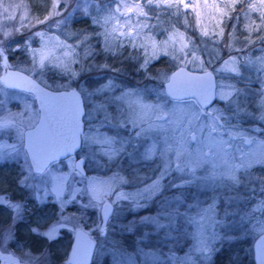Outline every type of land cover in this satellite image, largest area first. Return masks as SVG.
Wrapping results in <instances>:
<instances>
[{
  "label": "rangeland",
  "instance_id": "1",
  "mask_svg": "<svg viewBox=\"0 0 264 264\" xmlns=\"http://www.w3.org/2000/svg\"><path fill=\"white\" fill-rule=\"evenodd\" d=\"M38 1L49 4L48 9L42 15H40L38 10L34 11L30 0H4L5 3L22 4L24 7L17 10L16 20L0 29V41H3L0 46L8 51L9 56H16L17 62L12 63L13 66H19L31 72L47 85L60 88V86L71 85L73 83L72 80L79 84L78 86L83 92L84 101L86 102L85 119L87 125L83 135V148L79 154L86 158L85 169H87V172L83 174L79 169H76V156H69L64 161L54 162L42 174H38L31 169L27 151L23 147V134L24 129L32 125L39 117L35 97L28 91L10 88L0 81V125L15 124V127L0 126V184L6 183L7 174L5 172L10 169L9 166H13L17 172L15 178L17 191L15 193L22 195L21 197L16 196L12 190L0 188V197H8L9 203H19L21 205L20 218L15 220L13 217L17 213L5 205H0L1 217H8V220L0 221V236L11 233V238L3 245H0V251L13 253L22 262L30 260L29 257L24 255L25 253H30L32 257L37 258L31 264H72L67 263L66 258L75 229L78 226H83L91 233H94L98 239V247L94 254V264H101L107 254L110 257L109 264H153L157 255L153 254L151 250L146 247L134 252L125 248L122 249L116 239L111 245L110 241L114 236L106 235L107 233H103L101 229L107 230L111 225L110 221L116 219L117 222L120 216L126 214L125 211L138 212L143 207L153 204L154 199H157L156 196L165 189L163 182L166 177L161 180L159 190L154 193L144 190L160 176L166 164L170 167L169 174L175 172L174 183L180 182L185 185L193 183L195 180L199 184L206 181L209 183L212 180L219 182L227 177L228 168L217 160L219 167L213 169L211 164H205L203 167L196 169L195 178L185 173L177 172L175 171L177 162L174 154L161 155V150L164 147L162 143H159L161 137L156 133L137 137L136 132L139 131V128H133L132 124L127 122L133 111L128 107V104L135 97L117 98L122 97L127 92H134L142 97L144 103H160L161 98L166 96L163 81L168 78L169 72L164 70L163 72L160 71L158 75H151L153 78L151 80L154 83L151 82L149 84L147 91H152L153 93L147 95L148 92L145 91L144 86L137 85L136 82H131V80L123 83L119 80L120 77H118L117 73L113 74L110 71H104L99 73V75L93 74L86 79L87 75L85 72L89 68L83 70L77 66V63L81 61L82 47L80 40L70 33L69 21L85 14L97 15L102 21V18L108 15L107 10L115 8V4H110L109 0ZM185 1L186 4L195 5L196 20L201 23H207V25H211L214 20H217L218 14L223 9L222 5L225 3L229 1L247 2L248 5L243 13L244 18L251 19L250 23L256 30L261 29L257 35L258 38L255 40L258 43H264V40L261 39V37H264V21L260 19L261 11H264V9L260 11L249 9L250 4H258L259 0ZM125 3L129 5L142 4L143 1L125 0ZM54 5L55 7H53ZM124 11V9H121L122 13ZM144 11L147 13L148 19L129 13L130 20L117 18L111 21L107 27L111 31L113 25L124 26L123 28H117L115 35L118 36L120 31L127 30L129 23H131L134 33L137 20H139L141 26L147 24L149 27L143 28L136 35L134 41L130 42L127 37L117 39L123 43L125 41L129 42L131 45L133 43L137 45L146 44L147 53L144 47L140 49L144 62L145 59L152 60L151 56L155 52V58H158L161 54L169 55L172 58L171 61H175L172 63L178 64L180 61L173 59L178 54L174 49L187 45L181 55L184 63L197 69H201V67L203 69L212 68L218 79L217 101L203 108V110L205 112L211 108L222 110L226 116L231 118L230 123L236 126L234 131L243 132L245 136L253 140L252 143H241L238 138L236 144L241 151H233L229 157V163L240 164L264 156V130L263 135L260 134V130L264 129V98L256 99L261 105L259 119H254L250 115L251 112L254 113L256 103L252 102L246 107L241 103L254 95L256 89L251 88L249 83L260 77L263 79L261 94L264 95V59H262L264 58V50H259L256 53L255 50L248 47L251 46L250 43L247 45L242 43V48H248V52H246L248 54L243 57L239 50L231 49L229 51L228 44L230 43L227 41V36H225L219 39L220 42L217 45L211 41L208 51L202 53L201 45L197 42L192 30L189 32L176 26L166 29L155 28L151 12L148 11V8H145ZM52 13H55V15H52ZM21 17H23V21H21ZM45 17H49V19L45 20ZM220 19L222 21L225 20ZM236 20L237 18H235ZM37 21H44V23H37ZM58 21L61 22L59 26H57ZM248 22L247 20L246 23ZM16 29H19V31H16ZM3 32H10L11 35L5 37L2 34ZM36 33H42L43 35H36ZM216 33L218 34L216 37L221 35L219 31H216ZM170 37L171 39H169ZM201 38L207 40L204 35ZM110 39L115 40L111 37ZM66 45H71L72 47L67 48L65 47ZM153 45H155V48H153ZM20 48L27 49L29 55L20 58L18 50ZM65 53H70V55H65ZM41 55L51 60L49 62V59H45L44 67L50 64L55 69L67 70L68 75L64 81L52 83V79L49 78L46 72L50 67L43 70L39 66ZM193 55L197 58L196 62L187 63V61L193 59ZM2 58L3 54L0 52V74L2 71ZM253 60L257 63H255V66ZM22 62L25 64H22ZM233 67L238 69V71H232ZM253 71L254 73H252ZM110 82L111 86L105 87ZM222 85L225 87H221ZM229 85L232 88L227 87ZM233 88L238 91L233 92L228 99L229 101L220 98V93L230 92ZM195 101V99L188 100L185 101V104L199 107L197 103L194 104ZM230 101L235 103L229 104ZM167 107H172V103L168 102ZM141 127H146V125H141ZM109 140L112 142L108 143L107 141ZM154 142L157 143V148L156 154L153 156L155 157L158 154L161 157L160 168L157 172L151 169L149 172H145L148 176H142L141 178L139 176L138 178L133 169L123 171L117 165L112 166L111 160L119 154L120 156H128L129 159L131 158L137 164L138 160L141 159L142 150L147 151ZM143 144H145L144 147H141ZM192 146L194 147L195 145L193 144ZM137 150L141 152L137 153ZM241 153L244 154L243 157ZM153 161L154 159L152 162L150 159L148 161L144 160L140 165L152 167ZM127 165L128 167L131 166V161ZM213 171L215 172L214 176L212 175ZM263 171L264 164H252L251 167L247 169L241 168L236 172L238 179L251 180L255 178L258 180L256 190L262 196V201H264V192L260 190L262 187L260 181L264 180V175L261 173ZM121 193L126 195L128 199H117V196ZM254 193H252L253 195L248 194L250 199L254 197ZM179 197L176 193L175 196L170 198V201L176 203ZM106 199L113 201L115 208L111 217L104 220L100 210L103 201ZM32 200L37 209L32 208L30 204ZM184 211L189 213L197 210L192 204L185 209L178 207L177 204L173 205V207L169 206L167 209L155 210L154 214H146L140 221L149 223L155 228L158 225L165 224L166 221L179 220ZM32 215L34 216L33 218ZM194 219L195 216L192 213L189 215V221L186 220L183 224L190 231H196L197 238L191 244L188 252L179 257L173 256L171 264H211V253L198 250L201 247V241L209 249L211 248L210 242L206 239L207 231L205 230L206 227L210 229L211 222L206 217L201 218L199 222ZM196 223L197 225L200 223L197 230ZM18 226H24L23 230H30L36 236L33 245L39 246L43 244L42 248L33 250L30 245L17 239ZM34 228H38L41 233L51 232L53 238L49 239L47 236L38 235L32 231ZM50 248L59 254H63V260L56 262L53 250ZM0 264L2 263L0 262Z\"/></svg>",
  "mask_w": 264,
  "mask_h": 264
},
{
  "label": "trees",
  "instance_id": "2",
  "mask_svg": "<svg viewBox=\"0 0 264 264\" xmlns=\"http://www.w3.org/2000/svg\"><path fill=\"white\" fill-rule=\"evenodd\" d=\"M142 1V4L146 2V0ZM164 2L167 1L153 0L154 4ZM170 2L177 5V7H172L170 9L148 8L154 20V27L166 29L171 26H176L179 29H186L189 32L192 30L197 42L201 45L202 53L208 51L211 41L217 45L220 42L219 39L225 36H227V41L230 43L228 44L229 51L231 49L236 51L239 50L243 57L248 54L246 53L248 52V48H242V43L247 45L249 41H251V46L248 47H251L256 53L259 52V50H264V43H258L257 40H255L258 38L257 35L260 33L261 29L256 30L250 23L251 19L244 18L243 13L248 5L247 2L229 1L225 3L222 5L223 9L221 13L218 14L220 18L225 20L222 21L217 17V20H214L211 25L198 22L196 20L195 7H183V4L186 3L185 0H183V3H181V0H170ZM30 4L33 6L34 11H39L40 15L44 14L49 7V4H44L38 0H30ZM94 18L99 19L97 15L85 14L71 19L68 23L72 36H75L81 42V61L77 63V66L81 67L83 70L89 68L88 71H84L87 75L86 79L93 74L99 75L101 72L110 71L113 74L117 73L118 77H120L119 80L123 83H126L127 80H131V82H136L137 85L144 86L148 95L153 93L152 91H147L149 84L153 82L151 80L153 79L151 75H158L160 71L163 72L164 70L170 72L171 69L181 64L172 63L175 61H171V56L161 54L158 58L148 60L147 65L142 67L145 62L140 53L141 47H133L129 42L125 41V43H123L117 39L111 40L109 38L110 50H106L105 37L102 35L105 31V27H102L101 24L93 23ZM235 18H237L236 21ZM247 20L249 21L248 23H246ZM185 21L187 23H185ZM216 31L221 32L219 37H216L218 36ZM204 32L208 33L206 36L207 40L201 38ZM18 50L20 58L29 55L27 49L20 48ZM255 57L257 56L255 55ZM10 61L11 63L17 62L16 56H10ZM253 62L255 66V60H253ZM22 64L25 63L22 62ZM45 68H49L46 72L49 78L52 79V83H60L64 81L65 77L68 75L66 72L67 70L55 69L51 67L50 64L44 67L43 70ZM252 73H254V71ZM114 77L116 76L114 75ZM72 82V84L79 85L74 80H72ZM262 83L263 79L261 77L251 81L249 83L251 88L256 89L254 95L250 96L248 100H243L241 102L244 107L252 102L256 103L255 111L257 112L254 111V113H250L251 117H254V119L260 118L261 105L256 99L260 100L264 98V95L261 94ZM164 98H167L168 102L173 103L170 97L164 96ZM184 100L188 101L193 99L188 98ZM196 103L195 101L194 104ZM234 103L235 102H230L229 104ZM263 130L264 129L260 130V134L262 135ZM144 145L145 144L141 147H144ZM142 151L140 155L141 159L138 160L137 164H135L131 158L129 159L128 156H120L119 154L116 158L111 160L112 166L117 165L118 168L123 171L133 169L138 178L139 176L140 178L142 176H148L145 172H149L151 169L157 172L160 168V155L157 154L155 157L153 156L150 158L151 162L154 159L152 167H146L143 164L140 165L142 161L149 160L145 159L146 150ZM139 152L141 151L137 153ZM130 161L132 165L128 167L127 163L130 164ZM9 167L10 169L5 172L7 174L6 183L0 184V188L12 190L14 195L20 196L15 193L17 191V183H15L17 174L16 168L13 166ZM261 173L264 175V171ZM165 177L163 182L165 189L161 194L156 196L157 199H154L153 204L143 207V209L138 212L125 211L126 214L120 216L117 222L116 219L110 221L111 225L105 233H107L106 235L114 236L110 241L111 245L116 239L120 248H125L132 252L146 247L151 250L153 254L157 255L153 264H171L173 262L172 257H179L188 252L191 244L197 238V232L190 231L189 228L185 227L183 224L186 220L189 221V215L194 213L197 222L205 217L211 222L210 229L207 227L205 228L207 231L206 239L211 245V264H256L254 242L256 237L264 232L261 230V222H264V210L258 208V205L262 201V196L259 191L256 190V183H258L257 179L245 180L242 178V180L238 179L239 183H234L225 177L219 182L217 180H212L209 183L206 181L202 184H199L198 181L194 179L195 181L193 183L185 185L180 182L174 183L176 178L175 172ZM177 185L179 187H176ZM176 193L180 197L175 203L174 201H170V198L175 196ZM252 193H254V197L250 199L248 194ZM30 204L32 208L37 209L33 200ZM177 204L178 207H183L184 209L192 204L197 211L189 213L184 211L179 220L174 221L172 219L166 221L163 225L159 223L161 226L155 228L149 223L140 221L146 214H154L155 210L167 209L169 206L173 207V205ZM33 217L32 215V218ZM6 219L8 220V217H1L0 210V221H5ZM199 224L197 225L196 223V230ZM17 228V239L30 245L33 250H40L42 248L43 244L39 246L33 245L36 236L32 234L30 230H23L24 226H18ZM53 254L56 262L63 260V254H59L55 250H53ZM105 257V260L102 261L101 264H109V255L107 254ZM94 263L95 260H93L92 264Z\"/></svg>",
  "mask_w": 264,
  "mask_h": 264
},
{
  "label": "snow or ice",
  "instance_id": "3",
  "mask_svg": "<svg viewBox=\"0 0 264 264\" xmlns=\"http://www.w3.org/2000/svg\"><path fill=\"white\" fill-rule=\"evenodd\" d=\"M110 4H115V8H109L108 15L104 16L101 19H93V23L101 24L102 27H105L104 35L105 37V45L106 50L109 49V38L118 39V38H129V41H134L136 35L139 34L143 28L149 27L147 24L140 25L139 20H137V26L135 29V33L133 32V27L131 23L128 24L126 31H120L119 35L116 36L117 28H123L122 25H113L111 31L108 29V25L117 18H125L130 20L129 13H134L137 17H143L148 19L147 13L144 11L145 8H172L177 7L167 0L164 3H153V0H146L144 4L136 3L129 5L125 3V0H109ZM183 3V0H181ZM21 7H24L22 4H13V3H5L4 0H0V29L9 25L10 22L16 20V12ZM55 7V5L53 6ZM184 8L195 7V5L183 4ZM234 7V5H233ZM121 9L125 11L122 13ZM250 10L260 11L264 9V0H259L258 4H250ZM55 15V13H52ZM49 19V17H45V20ZM260 19L264 21V11H261ZM21 21H23V17H21ZM37 23H44V21H37ZM61 22H57V26H59ZM185 23H187L185 21ZM19 31V29H16ZM5 37L11 35L10 32L2 33ZM36 35L42 36V33H36ZM203 35L207 36L208 33L204 32ZM171 39V37L169 38ZM264 40V37H261ZM3 41H0V45H2ZM251 43V41H249ZM167 44V42H165ZM133 47H144L145 52L147 53V45H137L135 43L132 44ZM65 47L71 48V45H66ZM184 47L179 49H174L178 54L173 57L180 61L184 66L181 67L180 72L173 74V77L169 81V88L166 94L167 97H170L173 101L172 107H167L168 99L161 98L160 103L149 104L144 103L142 97H140L137 93L127 92L122 97H118L117 99H125L126 97H135L134 100H131L128 104V107L132 109V115L130 119L127 121L131 123L133 128H139V131L136 132V136H143L145 134L156 133L161 137L159 143L164 145L161 150V155H166L167 153H173L176 160V168L175 171L180 173H185L187 175L195 178L196 169L203 167L205 164H211L212 168L215 169L220 165L216 162L219 160L222 164L226 165L228 171L226 173L227 178L233 181L234 183H239V180L236 176V172L241 169H247L252 166V164H264V156L253 159L247 162H242L240 164H232L229 163V157L231 156L233 151H241L240 147L236 144L237 139L239 138L241 143H252L253 140L249 139L244 135L243 132L234 131L236 128L235 125L230 123V117L226 116L224 112L220 109L211 108L209 111L205 112L203 110L205 104H210V96L206 95L203 100H198L197 104L199 107H195L190 104H185L184 97L177 94L176 90V77L178 75L184 76L189 82H197L202 80H208L210 82L211 77L210 74L204 71L201 67L200 71H204V76H198L194 74H190L184 71V61L181 59V55L184 53ZM155 48V45H153ZM2 52V49H0ZM65 55H70V53H65ZM156 53L153 52L151 58H155ZM45 59H49L41 55L40 58V68L43 69L45 66ZM264 59V58H262ZM197 58L193 55V59L191 61H187V63H195ZM49 62L51 60L49 59ZM148 63V59H145L144 65L146 66ZM202 63V62H201ZM58 66V65H56ZM232 71H238L235 67L231 69ZM109 85L105 87H110ZM225 87V86H221ZM232 88V86H227ZM238 91L236 89H232V91L227 93H220V98L224 100H228L229 97L232 96L233 92ZM66 95L75 97L77 94L75 92L67 93ZM231 102V101H230ZM138 109V111H137ZM73 120L75 122V127L79 129V122L77 116H73ZM141 125H146V127H141ZM2 127H15L14 123H8L4 125H0ZM54 136L58 135L57 132L53 131ZM227 137V138H225ZM76 135L73 136V144H75ZM87 139V137H85ZM111 143L112 141H107ZM195 145L194 147L192 145ZM157 143L154 142L152 147L146 151L145 159H150L153 155L156 154ZM111 156V154H109ZM243 157L244 154L241 153ZM55 159V157H53ZM33 162L35 163V155L33 156ZM170 163V162H169ZM42 166L37 164L36 171H41ZM170 167L168 164L165 165L163 171H161L160 176L144 191L154 193L159 190L160 182L164 179L165 176L169 174ZM212 175H215L213 171ZM190 182V181H186ZM262 187L261 191L264 192V180L260 181ZM176 187H179L178 185ZM95 190V189H94ZM117 199H128L126 195L123 193L117 196ZM0 205H5L10 209H13L17 215L13 217V219H19V212L21 209V205L19 203L12 204L8 202V197H0ZM258 208L264 210V201H261L258 205ZM109 205H105L104 216L107 219L109 214ZM148 219V218H146ZM158 223V222H157ZM159 226V225H158ZM261 230L264 231V222H261ZM33 232L38 235L47 236L49 239H52V233H41L38 228L32 229ZM103 231V229H101ZM11 238V233L4 234L0 236V245H3L7 242L8 239ZM201 247L198 249L199 251L208 253L211 251L203 241L200 242ZM25 256L29 257L28 261H21L20 259L14 257L11 253L8 256H4L0 253V261L4 262V264H31L32 261H35L37 258L32 257L30 253H25Z\"/></svg>",
  "mask_w": 264,
  "mask_h": 264
},
{
  "label": "water",
  "instance_id": "4",
  "mask_svg": "<svg viewBox=\"0 0 264 264\" xmlns=\"http://www.w3.org/2000/svg\"><path fill=\"white\" fill-rule=\"evenodd\" d=\"M2 49L3 58L2 71L0 81L13 89H21L31 92L36 100L38 107V119L24 129L23 147L27 151L31 168L36 173L44 172L53 162L62 160L68 156L78 153L82 149L84 132H85V112L86 102L84 101L83 92L80 88L71 84V86H60V88L47 85L31 72L24 70L19 66H12L9 61L8 51ZM183 64L174 67L168 74V78L164 80L163 87L167 94L169 81L173 74L179 73ZM184 71L190 74L204 76V71L210 74L211 80H202L197 82H189L184 76L176 77L177 94L184 99L203 100L206 95L210 96L211 103L205 104L204 108L212 105L217 101L218 79L212 68H205L204 71L192 68L186 64ZM75 92V97L66 95ZM77 116L79 129L75 127L73 116ZM53 131L58 135H53ZM76 135L75 144H73V136ZM35 155V163L33 156ZM55 157V159H53ZM75 166L83 174L85 169L86 158L82 155L76 157ZM42 166L41 171H36V165ZM105 205H109V214L107 219L114 213L115 204L111 200H104L100 213L104 220ZM106 229H103V233ZM70 250L67 256V263L72 264H90L94 260V254L97 249L98 239L94 233H91L83 226H78L73 234ZM255 262L256 264H264V232L258 235L254 242ZM4 256H8L9 252H0ZM13 255V254H12ZM14 256V255H13ZM2 264L4 262L0 261Z\"/></svg>",
  "mask_w": 264,
  "mask_h": 264
},
{
  "label": "flooded vegetation",
  "instance_id": "5",
  "mask_svg": "<svg viewBox=\"0 0 264 264\" xmlns=\"http://www.w3.org/2000/svg\"><path fill=\"white\" fill-rule=\"evenodd\" d=\"M75 156L77 157V154H75ZM1 252V251H0ZM2 252H6V251H2ZM10 253V252H9ZM11 254H13V253H11ZM14 255V254H13ZM14 257H15V255H14Z\"/></svg>",
  "mask_w": 264,
  "mask_h": 264
}]
</instances>
